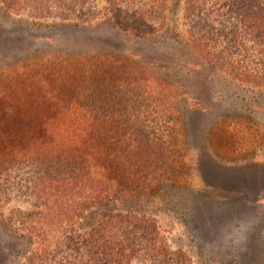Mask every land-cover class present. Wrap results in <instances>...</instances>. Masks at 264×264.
Listing matches in <instances>:
<instances>
[{
	"label": "trees",
	"instance_id": "1",
	"mask_svg": "<svg viewBox=\"0 0 264 264\" xmlns=\"http://www.w3.org/2000/svg\"><path fill=\"white\" fill-rule=\"evenodd\" d=\"M88 1L39 0V4L31 0V8L34 18L45 14L62 19L66 30L83 32L108 23L128 39H154L155 51L165 49L169 57L186 49L189 57H195L184 67L175 63L173 71L179 66L189 70L190 80L195 73L208 79L200 61L215 63L221 52L215 47L221 42L241 48L251 39L260 49L264 68V0H106L108 6L100 11ZM174 10L182 11V32L169 25ZM101 19L103 26H93ZM226 22L232 24L228 31ZM184 36L191 39L189 48L180 41ZM26 37L28 33L22 39ZM41 39L52 37L37 36L34 41ZM100 50L103 48L97 46L79 56L70 51L64 57L59 55L57 77L44 75L38 81L44 80L46 95L42 99L46 104L55 102V114L41 113L43 101L35 110L40 115L31 119L18 120L8 113L0 117V186L2 181L14 185L20 181L12 173L14 161L7 162L4 157L10 151L17 157L23 143L31 149L29 165L40 174L33 189L36 209L18 214L23 218L20 230L31 239L30 247L18 254L24 258L23 264H186L183 250L174 251L151 215L134 207L147 199L152 186L166 179L168 134L175 133L177 126L160 131L139 123L140 115L121 119L113 115L119 113L122 101L127 105L137 101L141 90L148 94L149 88H154L159 98L171 96V91L167 95L162 91L175 85L154 69L164 70L173 61L158 59L148 65L129 49L119 55ZM112 83L113 88L108 87ZM70 88L81 92L76 95ZM180 95L202 101L189 92ZM89 99L91 102L84 103ZM123 160L127 164L121 165ZM202 191L206 198L207 190ZM21 244L15 241L11 246Z\"/></svg>",
	"mask_w": 264,
	"mask_h": 264
},
{
	"label": "rangeland",
	"instance_id": "2",
	"mask_svg": "<svg viewBox=\"0 0 264 264\" xmlns=\"http://www.w3.org/2000/svg\"><path fill=\"white\" fill-rule=\"evenodd\" d=\"M88 4L100 11L109 3L90 0ZM31 5V0H0V117L8 113L21 120L40 115L35 110L46 92L44 80L38 81L44 75L48 79L57 77L59 55L64 57L67 51L79 56L100 46L101 53L112 55L129 49L140 54L148 65L158 59L173 61L170 68L154 69L175 85L162 91L164 95L171 91V96L160 99L154 88H149L148 94L141 90L137 101L130 105L122 101L119 113L113 112L120 119L140 115L139 123L154 125L160 131L165 126L171 130L177 126L175 133L168 134L166 179L152 186L148 192L151 196L134 207L151 215L174 251L183 250L186 264H264V68L256 43L249 38L241 48L218 43L215 50L221 52L215 63L200 61L212 83L199 73L190 80L189 70L183 68L191 57L186 49V56L180 52L169 57L165 49L155 51L154 39H128L108 23L83 32L66 30L62 19L47 18L45 14L34 18ZM182 17L178 10L170 15L169 25L179 32L185 27ZM103 21L92 24L103 26ZM231 27L226 22L225 30ZM2 28L7 29L6 33ZM25 33L28 37L22 39ZM46 35L52 39L34 41L35 37ZM180 41L189 48V36ZM175 63L183 67L173 71ZM113 86L112 83L108 87ZM69 91L76 95L81 92L79 88ZM182 92L192 93V97L202 101L179 96ZM149 96L152 98L146 99ZM211 96L214 100L208 101ZM44 103L41 113L55 114V102ZM17 127L21 130L18 124ZM22 145L17 157L11 151L4 157L14 161L12 173L21 186L12 181H2L0 186V264H23L25 260L18 253L27 250L31 243L26 232L20 230L23 218L18 214L36 209L33 189L40 174L29 165L31 149ZM120 164L127 163L123 160ZM202 190H207L206 198ZM15 241H21V246H11Z\"/></svg>",
	"mask_w": 264,
	"mask_h": 264
}]
</instances>
